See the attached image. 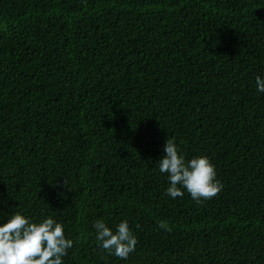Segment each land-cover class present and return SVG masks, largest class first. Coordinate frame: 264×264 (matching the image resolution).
<instances>
[{
    "label": "trees",
    "instance_id": "1",
    "mask_svg": "<svg viewBox=\"0 0 264 264\" xmlns=\"http://www.w3.org/2000/svg\"><path fill=\"white\" fill-rule=\"evenodd\" d=\"M257 75L264 0H0V224L53 217L63 264H264ZM166 139L223 190L167 195ZM98 219L129 223L127 260Z\"/></svg>",
    "mask_w": 264,
    "mask_h": 264
},
{
    "label": "clouds",
    "instance_id": "2",
    "mask_svg": "<svg viewBox=\"0 0 264 264\" xmlns=\"http://www.w3.org/2000/svg\"><path fill=\"white\" fill-rule=\"evenodd\" d=\"M255 84L257 91L264 93L261 76L255 77ZM163 153L159 171L167 175L166 194L173 199L183 197L186 190L195 202L202 203L223 190L215 165L207 156L186 160L174 139H166ZM64 184L67 185L66 178ZM93 227L98 246L106 253L127 260L135 252L138 240L126 220L119 222L115 230L103 219L96 220ZM158 227L168 232L172 230L165 221ZM73 243L65 237L63 225L53 217L33 222L15 213L6 223L0 224V264H63L62 257L68 254Z\"/></svg>",
    "mask_w": 264,
    "mask_h": 264
}]
</instances>
